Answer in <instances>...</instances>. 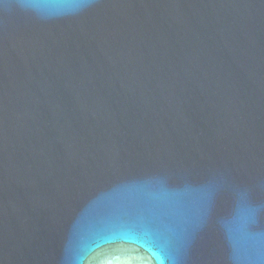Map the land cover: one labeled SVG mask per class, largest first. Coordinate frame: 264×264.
<instances>
[{
  "label": "water",
  "instance_id": "water-1",
  "mask_svg": "<svg viewBox=\"0 0 264 264\" xmlns=\"http://www.w3.org/2000/svg\"><path fill=\"white\" fill-rule=\"evenodd\" d=\"M0 264H264V0H0Z\"/></svg>",
  "mask_w": 264,
  "mask_h": 264
}]
</instances>
